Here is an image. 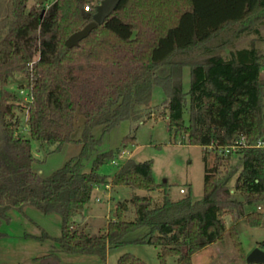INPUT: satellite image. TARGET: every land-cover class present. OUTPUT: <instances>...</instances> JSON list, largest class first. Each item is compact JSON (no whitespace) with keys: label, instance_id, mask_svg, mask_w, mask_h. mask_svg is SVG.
<instances>
[{"label":"trees","instance_id":"obj_1","mask_svg":"<svg viewBox=\"0 0 264 264\" xmlns=\"http://www.w3.org/2000/svg\"><path fill=\"white\" fill-rule=\"evenodd\" d=\"M30 1L0 0V240L11 212L25 215L27 207H35L61 216L59 251L98 256L101 264H107L109 251L129 243L160 247L161 264L170 258L194 264L197 255L227 237L246 260L240 236L264 224L258 211L264 203V149L245 148L237 157L215 154L214 165L206 168L202 200L188 196L157 204L136 195L131 200L135 219H126L129 203L121 201L106 230L95 236L79 230L74 218L91 202L95 186L146 191L163 186L152 161L128 159L110 180L102 173L134 142L127 137L123 149L102 151L104 137L123 121L155 115V86L166 95L163 114L172 141L205 148L230 146L242 136L251 146L264 140V0H119L105 22L74 48L66 41L94 21L105 0H55L31 7ZM186 69L189 92L183 89ZM17 74L28 84L11 91L7 86ZM77 115L84 124L74 141ZM33 142L56 146L52 152L71 142L82 148L44 176L34 168ZM227 216L236 218L230 227ZM143 228L148 229L144 237L126 239ZM44 234L36 238H50ZM32 264L66 263L50 252ZM119 264L146 263L128 253Z\"/></svg>","mask_w":264,"mask_h":264},{"label":"rangeland","instance_id":"obj_2","mask_svg":"<svg viewBox=\"0 0 264 264\" xmlns=\"http://www.w3.org/2000/svg\"><path fill=\"white\" fill-rule=\"evenodd\" d=\"M55 0H31L30 7L45 4L48 6ZM37 58H35L36 60ZM27 85L28 79L23 74H17L10 80L7 88L11 91H19V85ZM191 88L190 70L186 69L183 75V89L189 92ZM22 94V93H21ZM28 101V94H22ZM166 95L163 89L155 86L151 98V106L155 109V115H148L139 122L123 121L114 130L104 137L102 151L123 149L125 138L134 139L126 150L123 149L115 163L111 162L102 168V173L109 176V180L118 172L119 168L128 159L136 162H153V174L161 188L155 191L134 190L130 186H95L91 202L84 211L74 218L79 230L85 231L93 236L104 232L108 223L114 219L117 205L121 201H128L129 212L126 219H135V210L131 202L134 196L152 197L157 204H163L166 198L179 200L192 197L193 200L204 198V184L206 168L213 166L216 156L210 152L207 157L205 148L194 145L182 144L181 139L172 141L170 136V123L168 116H164ZM184 113L185 122H189V102ZM23 116V115H22ZM84 118L77 115L76 130L73 134L74 141L81 137ZM22 134L26 137V120H23ZM95 134L100 137L102 129H95ZM56 146L42 145L33 142V153L37 161L34 168L42 175L49 176L56 170L62 168L69 160L77 156L82 146L77 142H71L64 146L61 151L52 152ZM125 153V154H124ZM207 158V159H206ZM91 163L86 165V171H90ZM236 176L230 182L234 187ZM184 190L185 193H181ZM232 191L235 192L234 189ZM237 199L241 196L236 194ZM258 211L264 213V206L258 207ZM25 216L13 211L10 213L11 222L2 226L5 237L0 240V263L4 264H32L34 259L50 252H58L66 264H101L98 256L83 254H67L59 251L55 239L62 235V218L59 214H45L35 207H27ZM230 221V220H229ZM230 224V222H229ZM49 235V239L38 240L36 237ZM148 229L143 228L126 236L128 241L144 237ZM43 239V238H42ZM221 252L216 248L205 251L196 258L195 264H247L241 260L236 248L229 237L218 244ZM261 248L263 245L260 246ZM161 248L154 245L129 243L119 249L109 251L107 264H119V259L124 254L131 253L145 261L146 264H161L159 260ZM199 254V255H200ZM219 255H221L219 257ZM168 264H176L175 258H170Z\"/></svg>","mask_w":264,"mask_h":264},{"label":"water","instance_id":"obj_3","mask_svg":"<svg viewBox=\"0 0 264 264\" xmlns=\"http://www.w3.org/2000/svg\"><path fill=\"white\" fill-rule=\"evenodd\" d=\"M119 0H105L97 10L94 16V21L87 25L82 30L71 35L66 41L68 48L79 46L80 42L87 38L90 33L98 26L105 22L106 18L115 10ZM44 16V13H43ZM247 262L249 264H264V250L260 248L254 249L248 256Z\"/></svg>","mask_w":264,"mask_h":264},{"label":"crops","instance_id":"obj_4","mask_svg":"<svg viewBox=\"0 0 264 264\" xmlns=\"http://www.w3.org/2000/svg\"><path fill=\"white\" fill-rule=\"evenodd\" d=\"M263 75H264V69H263ZM233 163H235V161H233ZM232 193H234V191H232ZM262 205L264 206V203H262L259 207H261ZM226 219L228 222V226L230 227L233 223H235L236 218L234 216H227ZM229 222H230V224H229ZM240 238H241V241L243 243L245 253L248 256L254 249L259 248L261 245H264V224L261 227H255V228L248 227V228H246L244 230V232H242ZM218 244L219 243H215V244L211 245L210 247L206 248L201 254H203L205 251H207L211 248H216L215 249L216 252H218V251L221 252L222 248L218 249L219 248ZM201 254L197 255L194 258V264L196 263V258L198 256H201ZM220 256L221 255H219V257ZM246 263L249 264L247 261H246ZM236 264H241V262L237 261Z\"/></svg>","mask_w":264,"mask_h":264},{"label":"built area","instance_id":"obj_5","mask_svg":"<svg viewBox=\"0 0 264 264\" xmlns=\"http://www.w3.org/2000/svg\"><path fill=\"white\" fill-rule=\"evenodd\" d=\"M86 10H89L88 7H86ZM25 91H22V94H24ZM249 147H255L259 149H264V140H260L257 142L256 145L251 146L248 143L247 137L242 136L240 139L236 140L232 145L230 146H218L212 143L210 146L205 147V150L209 152H213L214 154H220L223 156H229L232 155L234 157H237L239 152L245 148ZM125 154V153H124ZM123 156H118V158H122ZM116 159L113 161L115 163ZM181 193H185L184 190H181ZM260 208V207H259ZM260 249L264 250V245L263 247H259Z\"/></svg>","mask_w":264,"mask_h":264}]
</instances>
